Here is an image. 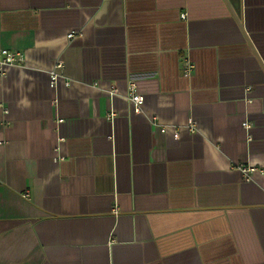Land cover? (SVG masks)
<instances>
[{
	"label": "crops",
	"instance_id": "0c3cea01",
	"mask_svg": "<svg viewBox=\"0 0 264 264\" xmlns=\"http://www.w3.org/2000/svg\"><path fill=\"white\" fill-rule=\"evenodd\" d=\"M0 49V264H264V0H0Z\"/></svg>",
	"mask_w": 264,
	"mask_h": 264
},
{
	"label": "built area",
	"instance_id": "2783aa9c",
	"mask_svg": "<svg viewBox=\"0 0 264 264\" xmlns=\"http://www.w3.org/2000/svg\"><path fill=\"white\" fill-rule=\"evenodd\" d=\"M183 19L186 18V15L183 14L181 15ZM70 33L68 35V39L69 40H73L75 39L77 36H79L81 33ZM25 55L21 52L18 51H10L8 49H0V78L5 76V67L7 66H15V65H21L25 62ZM194 65L190 62V61H186L185 65H184V70H183V75L186 78L191 77L193 71H194ZM64 69V62L59 60L56 62L53 70L50 73V87L52 89L56 88L59 82V80L63 77L62 75V70ZM66 86H70V81H65ZM96 85V84H95ZM118 91L115 88H112L110 91V94L112 96H114L115 94H117ZM127 99L129 100L130 104H131V109H133V112L135 114H141L142 113V109H143V105L145 102V98L143 95H141V93L138 90V86L137 83L134 81H131L129 84V88H128V94H127ZM56 103V101H55ZM115 113H111L110 114V118H114ZM155 120V119H154ZM62 120H59V123H61ZM156 122V120H155ZM243 126L245 127V129L247 130H251V123L250 122H245L243 124ZM189 132L193 133L195 132L196 129V124L193 120H190L187 126ZM162 132H165V128H162ZM175 137L178 139L179 138V134L178 132L175 134ZM249 140H251V135H249ZM243 173H245V175H247L248 178V174L252 173L253 171H255L254 166H250L248 168H243Z\"/></svg>",
	"mask_w": 264,
	"mask_h": 264
},
{
	"label": "water",
	"instance_id": "95a60500",
	"mask_svg": "<svg viewBox=\"0 0 264 264\" xmlns=\"http://www.w3.org/2000/svg\"><path fill=\"white\" fill-rule=\"evenodd\" d=\"M249 42V41H248ZM250 43V42H249Z\"/></svg>",
	"mask_w": 264,
	"mask_h": 264
}]
</instances>
